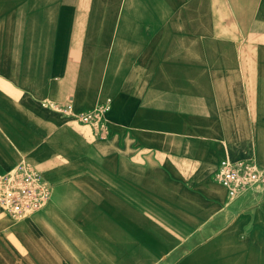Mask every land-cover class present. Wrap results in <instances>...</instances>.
Wrapping results in <instances>:
<instances>
[{
  "label": "crops",
  "instance_id": "1",
  "mask_svg": "<svg viewBox=\"0 0 264 264\" xmlns=\"http://www.w3.org/2000/svg\"><path fill=\"white\" fill-rule=\"evenodd\" d=\"M107 98L105 134L76 120ZM22 160L52 198L0 208V264L252 263L264 201L216 174L264 169V0H0V174Z\"/></svg>",
  "mask_w": 264,
  "mask_h": 264
},
{
  "label": "built area",
  "instance_id": "2",
  "mask_svg": "<svg viewBox=\"0 0 264 264\" xmlns=\"http://www.w3.org/2000/svg\"><path fill=\"white\" fill-rule=\"evenodd\" d=\"M111 104V98H107L94 109L74 116L80 123L90 125L95 133L103 135L107 131L105 118ZM216 178L228 188L231 196H237L254 185L263 184L264 169L254 161H224ZM50 182L32 163L22 160L7 173L0 174V208L16 220L36 213L52 198Z\"/></svg>",
  "mask_w": 264,
  "mask_h": 264
},
{
  "label": "rangeland",
  "instance_id": "3",
  "mask_svg": "<svg viewBox=\"0 0 264 264\" xmlns=\"http://www.w3.org/2000/svg\"><path fill=\"white\" fill-rule=\"evenodd\" d=\"M233 199L235 198L236 200L238 199H243L246 198L248 200H253L254 198L256 199H263L262 201H264V183H260L258 185H254V187H252V189L244 191V192H240L237 196H231ZM245 199V200H246ZM238 209H243V207H238ZM4 212V211H3ZM264 213V207H262L261 210H257L255 212V214H261ZM260 225L264 226V223H261ZM264 229V228H263ZM260 237H257V240H259ZM256 240V238L254 237V241ZM262 244V243H261ZM251 254L246 255V260H249L248 257H250V259H252V263H248L250 261H247L246 264H264V254H252L253 256H249Z\"/></svg>",
  "mask_w": 264,
  "mask_h": 264
},
{
  "label": "bare ground",
  "instance_id": "4",
  "mask_svg": "<svg viewBox=\"0 0 264 264\" xmlns=\"http://www.w3.org/2000/svg\"><path fill=\"white\" fill-rule=\"evenodd\" d=\"M108 111H109V110H108ZM108 111H107V112H108Z\"/></svg>",
  "mask_w": 264,
  "mask_h": 264
}]
</instances>
